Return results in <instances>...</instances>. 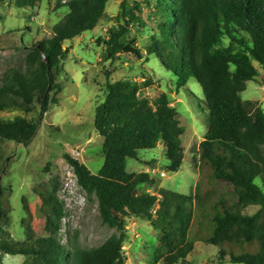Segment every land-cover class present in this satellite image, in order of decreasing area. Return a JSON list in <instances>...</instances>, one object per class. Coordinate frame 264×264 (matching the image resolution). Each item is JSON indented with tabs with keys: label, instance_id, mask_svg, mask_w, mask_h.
Returning a JSON list of instances; mask_svg holds the SVG:
<instances>
[{
	"label": "trees",
	"instance_id": "16d2710c",
	"mask_svg": "<svg viewBox=\"0 0 264 264\" xmlns=\"http://www.w3.org/2000/svg\"><path fill=\"white\" fill-rule=\"evenodd\" d=\"M108 1L56 0L54 6L66 7L68 12L54 24L50 37L30 46L23 70L9 68L0 78V110L26 114L37 105V115L0 119V138L24 145L32 140L49 105L58 102L51 92L60 90L57 71L68 54L63 42L97 26ZM5 2L25 8L38 6L42 0H0ZM155 5L159 9L157 33L145 51L161 59L175 76L177 87L194 78L207 110L195 193L161 189L159 197L136 192L139 184H153L155 179L147 172H128L127 159L138 160L140 150L154 148L161 141L167 169L178 171L184 158V127L165 92L153 99L144 95L142 89L152 84L150 79L106 80L104 99L94 115L95 130L104 139L103 165L93 174L69 154L64 158L79 186L96 201L102 222L119 233L92 247H82L76 234L69 247L61 244L57 234L63 208L56 196L58 181L52 178L50 190L45 184L34 189L48 235L33 237L28 226L27 238L15 240L2 226L9 203L0 175V261L8 254L23 255V264H125L124 216L130 214L159 231L166 264L183 260L200 240L219 248L218 262L264 264V111L257 100L241 98L246 83L264 70V0H155ZM136 7L121 2L123 23L111 26L102 40L101 61L121 53L142 57L135 40L126 38L129 25L143 23L134 12ZM222 35L239 48L213 50ZM217 180L230 183L233 192H219L214 185ZM249 204L260 208L243 214L240 206Z\"/></svg>",
	"mask_w": 264,
	"mask_h": 264
},
{
	"label": "rangeland",
	"instance_id": "374dc122",
	"mask_svg": "<svg viewBox=\"0 0 264 264\" xmlns=\"http://www.w3.org/2000/svg\"><path fill=\"white\" fill-rule=\"evenodd\" d=\"M122 1L109 0L104 17L97 26L63 42L68 54L57 71L60 90L51 92L58 102L49 105L32 140L24 145L0 138L1 185L9 203L8 211L6 209L8 217L2 226L15 240L24 241L27 238L28 226L33 230V237L48 235L34 189L39 184H45L50 190L52 178L58 181L56 196L63 208L57 234L61 244L69 247L76 234V241L82 247H92L119 233L115 227L102 222L96 201H92L79 186L72 167L64 158V154H69L93 174L103 165L104 139L95 130L94 115L96 107L104 99L106 80L132 79L140 82L150 79L152 84L142 89L144 95L153 99L160 92H165L184 127L181 136L184 158L178 171L167 169L166 149L161 141L154 148L140 150L138 160L127 159L128 172H147L155 179L153 184H139L136 192L160 197L161 189L187 195L196 191L200 182L198 148L205 134L207 119L199 83L193 78L184 86L177 87L175 76L163 67L161 59L146 53L147 45L157 33L159 9L155 0H124L131 7L137 6L134 12L143 21L142 24L129 25L126 34L127 39L135 40L142 57L121 53L114 59L101 61L102 40L107 38L111 26L123 23ZM55 2L42 0L38 6L25 8L0 3V78L9 68L23 70L24 57L30 46L50 37L54 24L68 12L66 7L56 8ZM227 46L239 48L227 35H222L213 50H223ZM241 98L257 100L264 111L263 69L254 80L246 83ZM38 108L36 105L34 111L26 114L0 110V119L12 120L22 115L31 118L37 115ZM257 182L260 183V180ZM214 185L219 192H233V186L224 180H217ZM259 208V204L240 206L241 212L246 215ZM124 226L127 233L122 244L125 264H166L160 248L159 231L149 221L127 214ZM218 250L217 246L196 241L191 252L175 264H243L218 262ZM23 261V255L4 254L0 264H23Z\"/></svg>",
	"mask_w": 264,
	"mask_h": 264
}]
</instances>
